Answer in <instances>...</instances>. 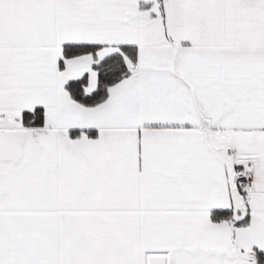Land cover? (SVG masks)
<instances>
[{
  "label": "snow or ice",
  "instance_id": "1",
  "mask_svg": "<svg viewBox=\"0 0 264 264\" xmlns=\"http://www.w3.org/2000/svg\"><path fill=\"white\" fill-rule=\"evenodd\" d=\"M0 264H264V0H0Z\"/></svg>",
  "mask_w": 264,
  "mask_h": 264
}]
</instances>
